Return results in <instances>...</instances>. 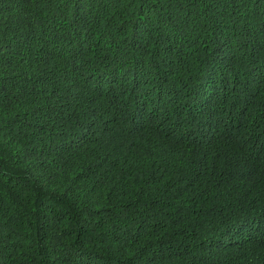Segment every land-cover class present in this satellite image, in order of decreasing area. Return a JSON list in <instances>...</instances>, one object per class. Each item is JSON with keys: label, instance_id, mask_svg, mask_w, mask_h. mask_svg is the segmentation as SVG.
Here are the masks:
<instances>
[{"label": "trees", "instance_id": "16d2710c", "mask_svg": "<svg viewBox=\"0 0 264 264\" xmlns=\"http://www.w3.org/2000/svg\"><path fill=\"white\" fill-rule=\"evenodd\" d=\"M0 264H264V0H0Z\"/></svg>", "mask_w": 264, "mask_h": 264}]
</instances>
